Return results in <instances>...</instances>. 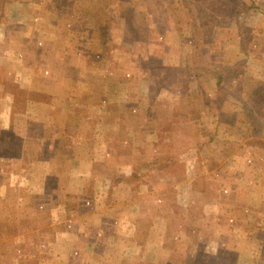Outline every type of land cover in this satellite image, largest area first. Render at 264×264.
Here are the masks:
<instances>
[{"label": "crops", "instance_id": "crops-1", "mask_svg": "<svg viewBox=\"0 0 264 264\" xmlns=\"http://www.w3.org/2000/svg\"><path fill=\"white\" fill-rule=\"evenodd\" d=\"M80 1L0 0V209L5 207L11 190L19 197L43 195L49 203L51 201L45 214L47 220L36 230L40 237L38 242L43 244L42 252L36 255L37 264H190L191 257L195 264V242L192 246L190 243L193 235L190 231L188 235L182 233L181 227H193L196 231V195L201 191L198 192L195 180L201 168L212 167L204 172L205 181L209 183L212 178L214 183L219 178L230 194L240 197L235 207L230 205L229 208L237 214V217L232 215L235 223L232 218L227 225H233L227 226L225 232L221 228L222 222L209 224L215 232L207 239L205 248L212 256L220 253V264H262L264 240L260 232L264 233V171L259 163L264 160L254 157L252 147L244 145L240 152L230 155L228 138L211 140L214 132L224 131V136H230L228 132L237 129L234 119H240L241 108H229L226 103L214 106L212 99L218 90L205 79H197L194 71L197 62L192 59H189L187 72L190 74L185 82H189L188 88L195 95L184 89V93L176 97L178 81L170 88L165 77L160 88L142 92L145 99V104L141 105L145 108L143 112L130 101L129 97L134 96L130 92H123L127 98L125 102L118 101V92L105 93L102 82L105 85L106 81L102 80L98 69H88L92 72L84 74L86 64L93 68L97 66L94 56L87 63L85 57L81 60L80 55L84 53H76L77 48H83L82 40L76 36L78 29L67 27L70 21H78L79 26ZM121 1L106 0L105 3L113 12L119 9ZM174 1L178 4L174 11V5L169 7L173 3L170 0H158L157 8L167 10L168 17L173 20L178 15L185 18L184 7L178 0ZM239 2L232 0L230 4ZM99 6L97 3L93 9ZM204 9L211 11L207 7ZM227 10L224 17L228 20L231 17L233 23L226 22L228 25L222 27V31L233 30L229 33L240 40L241 36L245 37V32L239 22L234 21L238 9L233 14H228ZM196 12L202 23L212 18L210 12L204 11V15ZM97 19L90 33L98 38V47L104 40L102 37H110L112 56L110 54L106 67L109 71L116 66L112 60L114 51H127L125 54L131 57L137 54L141 61H161L164 55L156 48L161 45L160 36L169 33L177 35L179 47L194 51L203 48L212 52L223 50L226 58L224 51L229 42L218 31L214 39L200 40L185 23L169 21V25L164 24L159 29L142 28L136 37L128 40L123 37V21L118 15L110 16L108 25L100 24L99 17ZM101 25L106 26L101 28ZM215 25L210 29L211 34ZM114 31L119 36L116 39ZM79 32L83 34V30ZM251 33H256V29ZM258 34L251 46L260 41ZM185 36L189 38L188 42ZM239 40L237 45L241 43ZM259 45L264 46V43ZM240 52L237 48L236 55L219 65H234ZM212 55H206L205 60L214 64L213 57L207 60ZM121 59L123 57L119 61ZM127 59L130 62L131 58H124ZM258 60L255 57L253 64ZM114 79L109 77L107 80L109 90L113 88L111 80ZM191 84L195 85L194 90ZM225 86L230 88L228 84ZM166 95L174 99L196 98L203 108L198 113L216 115L217 119L204 121V124L190 123L194 135L188 146L178 140L180 125L173 123L170 130L174 133L167 138L168 120L160 121L159 117L157 126L149 127L140 121L135 129L143 138L135 140L131 120L126 123L121 119L123 115H133L128 112V105H134L135 112L142 111L141 114L149 118L150 105L156 100L154 104L158 106L157 102L166 99ZM120 130L128 134L121 135ZM198 131L203 133L197 135ZM170 140L172 151L177 154L182 147H204L215 149V156L201 161L200 169L197 168V157L177 158L183 165V173L179 175L159 170L158 166L148 171L147 167L163 159L158 157L165 155L164 148ZM15 160L21 163V169L16 168ZM144 164L146 167L138 168ZM13 179L17 184L11 183ZM241 200L246 205L238 204ZM255 204L259 207L253 206ZM204 208L205 213H210L211 209L216 212L219 206L212 208L206 204ZM256 226H260L256 233L243 230ZM186 243L187 250L182 251V256H176L174 249L179 252ZM231 253H234V260L230 263Z\"/></svg>", "mask_w": 264, "mask_h": 264}, {"label": "rangeland", "instance_id": "rangeland-1", "mask_svg": "<svg viewBox=\"0 0 264 264\" xmlns=\"http://www.w3.org/2000/svg\"><path fill=\"white\" fill-rule=\"evenodd\" d=\"M261 5H264V0H259ZM125 1H121V3H124ZM232 2V0H228V5ZM114 3V2H113ZM112 3V4H113ZM121 3H119V5H121ZM83 4H89L90 8L96 7V0L93 3L92 0H90L89 2L87 1H80V6ZM118 4V2H117ZM237 4V5H236ZM236 4H230L229 6H227V4L225 5V7L228 9H226L224 7L223 9V13L227 10L228 14H233L234 10L238 9L237 12V16L240 13V7H241V2L236 3ZM221 5V3H220ZM70 5L68 4V9H71V7H69ZM79 6V7H80ZM264 7V6H263ZM120 8V6H119ZM178 8V7H177ZM176 8V9H177ZM181 9V8H180ZM94 9L90 10L88 13H86L84 15V18L81 19L80 24H79V28L78 30L75 29L76 28V24L72 23L70 25L69 28H71V26H73L74 30H77V37H79V40H82V45L83 48L78 50H76V53L78 51L79 54L81 53H85V61L87 63V60L89 62V60L92 58V56H94L97 66L94 68L90 65L88 66V64L85 65V75H87V71H89L88 69H98L97 71H99L102 80L106 81L105 85L102 82V90L105 93H108L109 91H114V92H118L117 94V98L119 102H125L127 100V98L124 97V93L123 90L124 88H122V90L117 88L118 82L116 81V77L118 76H129L130 72H134V70L136 69L135 66H139V59L140 57L135 54L134 56L131 57V55L129 54H125L128 53L126 52H122V51H114L112 60L116 62V66L115 67H111L110 71L108 69H106L107 65H108V61L111 58L110 54L112 56L111 53V49L109 48V50H107L106 55L102 56L101 55V50L98 47V38H94L92 36V34L90 33V30H93V22L98 20V16L94 15L93 12ZM110 8H107V11H109V15L114 18L115 15L117 17L118 12L116 10H114L113 12L110 11ZM181 11L183 12V9H181ZM199 13L203 14V12L206 10L204 8L198 9ZM210 12V16H212V18H209V21L211 23H219L220 21L223 20V16H221L220 14H213V12H215L214 10L208 11ZM206 12V13H207ZM257 15L255 17H251L248 19H244L243 22H245L244 25V32H245V37L241 36L240 40L238 37H236L234 34H231L233 30L228 31V30H224L222 31V28L220 29V31H218V34L221 33V36H226L224 37L226 41L229 42L227 49L224 51L226 54V58L223 57V50L219 51V50H215V51H209V50H205V48L201 49V50H188L187 48H183V47H179L178 45V40H177V35H161L160 36V40L159 43H161L159 48H156L158 51H161V53L164 55V59L161 60V62L163 61L164 64H162L163 68L165 67L166 69V77H167V86H169L170 88H172L171 86H174V81H178V86H177V93L175 94V96H179L181 94L184 93V89L190 90L188 88L189 82H185V80H187L188 74H190V72H187L189 70L188 64L190 63L189 59L195 60L197 63H202L204 64L205 62V56H209L210 54L213 53L212 56L207 57V60H211V57L214 58L213 62L214 64L219 65L220 63L224 62L227 59H230L233 57V54L236 55V50L237 48L240 49V53L239 54V58L237 59V63H240L243 59H244V53L245 50H247L249 52L248 56L246 57V60L244 61V63L241 65L242 68V72L243 73H247V74H255V70L259 67V65H263L264 63V55H259L257 56V54H264V46L263 45H259L260 43H264V12L259 11L258 13H256ZM204 15V14H203ZM214 15H216V17H214ZM230 19H232L231 17H229ZM239 20V25H242V21ZM202 21V20H201ZM208 21V22H209ZM235 21V18H234ZM173 23V22H170ZM233 21L231 23H229V25H232ZM74 24V25H73ZM108 25V24H107ZM226 26L228 24H225ZM106 25H101V28H104ZM252 26L254 28H252ZM225 27V26H223ZM231 27V26H230ZM252 28V29H251ZM83 30V34H81L79 31ZM95 29V28H94ZM147 29V28H146ZM252 32L253 29H256V33H251L249 30ZM231 32V33H229ZM260 33V34H258ZM257 34L259 35V39L260 41L256 42L254 44V46H251L250 44L254 43L255 40H253L254 38L257 39ZM113 36L114 39L118 38V34L116 33V31L113 32ZM166 37V38H165ZM110 40V37H108ZM104 39V37H102V40ZM185 41L188 42L189 38L187 36H185ZM237 40H239L241 43L239 45H237ZM78 41V40H77ZM113 42V41H112ZM109 43V42H108ZM248 47H247V46ZM99 50V51H98ZM80 51V52H79ZM75 53V52H74ZM73 53V54H74ZM101 57L102 59H98V57ZM261 56V57H260ZM123 57V59H121V61H119V59ZM255 57H257L259 60L258 62H256L255 64H253V60L255 59ZM124 58H131L130 62L129 59L124 60ZM141 61V60H140ZM149 61V60H147ZM129 62V63H128ZM176 65H175V64ZM232 64V63H231ZM185 65V66H184ZM168 66V67H166ZM175 66V67H174ZM180 66V67H178ZM228 66V65H226ZM254 66V67H253ZM157 66H153L152 68H156ZM161 67V66H160ZM186 67V68H185ZM139 68V67H138ZM151 68V69H152ZM106 69V70H105ZM92 72V71H89ZM246 74V75H247ZM97 75V72H96ZM116 76V77H115ZM109 77H112L114 80H111V83L113 84V88L111 87V89L109 90V84H107V80ZM232 82V81H231ZM107 84V85H106ZM186 85V86H185ZM229 85L232 86L229 82ZM106 88H105V87ZM194 86V87H193ZM191 87L195 88L194 84H191ZM234 87L232 86V89ZM231 89V88H230ZM229 89V90H230ZM226 87H222L221 90L219 89L218 91H216V93L214 94V97L211 101L214 104V106L216 104L219 105H224L225 103L228 104L229 108H241L240 114L238 115L240 117V119L237 117H235L234 119V123H236L238 125L237 129L234 132H228V134L230 136H224V134H222L224 131L222 132H214L211 140L214 139H218V140H223L227 139L228 140V146H229V154L230 155H234V153L236 151L240 152L239 149L243 148L244 145L247 147H252L253 150V155L255 158H262V160H264V116H261L260 114L256 113L255 116H253L254 120L252 123V119L249 118V116H247L246 114H244V106H242L241 103H239V101H237V99H235L233 96V98L230 97L231 94L230 92H226ZM120 92V93H119ZM188 92V91H187ZM193 91H189L188 93H191ZM233 93V91H231ZM153 94V93H152ZM152 94H150L151 97ZM193 95H195V93H192ZM228 95V97L226 96ZM170 95H166L165 98L166 99H161L162 101L157 102L159 103V105H155V101L154 100L150 107H149V118L145 117L144 115H137V118L139 120H136V122H132V125L134 127V132L132 133L133 137L135 140H141L143 137L141 135V133H139L135 128L136 125L137 127L139 126L140 121H144L143 123H147L149 127L153 126H157V117H159L160 121H162L163 119L168 120V127L169 130L168 132L165 133L167 138H171V136L173 135L174 131H171L170 129H172V125L173 123L175 125H180V131H178L177 133L179 134V141L180 143L184 144L185 146H188L187 144H190L191 142H193V133L194 131H192V128L189 127L190 123L192 122H196V123H200V124H204V121L206 122H212L215 121L217 118L216 115H200L198 112L202 111L203 108H201L198 99L193 98L192 99H188V102L185 98L184 99H180V98H173V97H168ZM114 98V97H113ZM152 102V101H150ZM120 106V105H119ZM128 112H132L133 114H137V112H135L136 107L133 106H129L127 107ZM125 108V110H127ZM184 110H186L185 112H183ZM134 111V112H133ZM190 111V112H189ZM188 112L189 114H184ZM155 114V115H154ZM156 117V119H154L153 117ZM126 118V120H125ZM145 120H144V119ZM122 121H125L126 123L129 122V120H131L130 116H124L121 117ZM220 119V115L218 116V121ZM165 120V122H167ZM159 121V123H160ZM164 122V124H165ZM124 125V124H123ZM240 127V128H239ZM196 133V132H195ZM199 133H203V132H197V135H199ZM202 137H204L202 135ZM197 139V138H195ZM203 138H201L202 140ZM198 140V139H197ZM214 141V140H213ZM231 141V142H230ZM171 140L168 141V145L165 146L164 149H166V155L169 154L168 152L172 151L171 148ZM214 144H216L215 142H213ZM234 144V145H231ZM243 143V145L241 144ZM196 144L198 145V142L196 141ZM214 152L215 149H205L204 147L202 148H186V147H182V150H180V158H186L189 157L191 159H195L197 157L198 162H197V168L200 169V164L201 161H203L205 158L208 157H214ZM207 154V155H206ZM165 155V158H167V156ZM191 156V157H190ZM200 156H202L203 158H200ZM195 157V158H193ZM219 157V156H218ZM163 158V159H165ZM162 159V160H163ZM188 159V158H187ZM161 160V159H160ZM158 163L154 162V164L156 163L157 165L163 164V166L167 167L169 165H164L165 162L164 161H160ZM15 166L16 168H20L21 169V163L18 160H15ZM202 166H204V162H202ZM153 166H149L147 167V170L151 171V170H155V167L157 166L156 164ZM224 164V163H223ZM207 166L209 164H206ZM260 167L263 168L264 171V161H261V163H259ZM258 166V165H257ZM141 167H146V164H144L143 166H138V168ZM203 169L201 168L200 170H202L196 177L195 183L198 189V192L201 191V193H198L197 196V200H196V220H197V225L195 227L196 231L193 230L192 228H189L188 226H182L181 227V231L182 233H185L186 235H188V232H191V235H193V237L191 236L190 239V243L192 246V243L195 242V252H196V259H195V264H220V253L218 252L216 255L217 256H212L211 253H209V250L206 249V245L208 242L207 239L211 238V236L213 235V233L215 232L214 227H210L209 224H220V222H222V227L223 228V232H225L226 230H228L227 226L231 227L233 225H227L228 223H230V220L233 218V222L235 223L234 220V216L237 217V214L235 212H233L232 210H230V205L234 206L236 203L238 202L236 201L238 199L237 195H233L230 194V191L227 187L223 186L220 179L218 178L217 181L213 182V179L211 178L209 183L207 181H205L204 179V172L209 171L210 169ZM20 169L18 170V172H21ZM17 169H15L16 171ZM169 171V170H167ZM171 171V169H170ZM173 173H175L176 175L182 174L183 173V165L181 163H177L176 165H174L173 167ZM16 179H18L16 176L14 177ZM16 179L11 180V183L17 184V182L15 181ZM22 179V178H21ZM19 180V179H18ZM235 183V180H231ZM21 183V182H20ZM224 183L226 184V181H224ZM21 186H24V183H21ZM230 186V184H229ZM226 188L228 190V193L226 191ZM261 190V187H260ZM15 192V193H14ZM45 198V197H43ZM151 198V197H150ZM233 199V200H232ZM41 200V202H39ZM47 200V199H46ZM239 200V199H238ZM245 200V199H244ZM247 202V201H246ZM242 203L243 205H246L244 203V201L241 200V202H239L238 204ZM211 205L212 208L219 206L218 210L216 212L213 211V209H211V214L210 213H205V205ZM249 204V203H248ZM254 204V203H253ZM250 206H252V204H249ZM30 206H31V210H30ZM255 207H259V205L255 204L253 205ZM38 208L36 210H34V208ZM50 205L46 204V202L41 198V196H30V195H21L20 197L16 195V191L11 190L10 194L7 196L6 202H5V207H2L0 209V264H37V262H39V259L36 257V255H38L40 252H42L43 250V244H40V242H38L39 237V232H37L36 230L42 225L44 224V221L47 220V218L45 217V214L47 213L46 211H49ZM235 207V206H234ZM237 207V205H236ZM203 209V210H202ZM264 210V209H262ZM43 213V214H42ZM234 215V216H232ZM225 222V223H224ZM38 224V225H37ZM260 226H256L254 228L249 227V228H243V230H253V233L257 232V229ZM180 229V228H179ZM239 229V228H237ZM264 231V228H262ZM239 231V230H238ZM196 232V235L195 233ZM263 235V240H264V233L260 232ZM228 234V233H227ZM259 234V233H258ZM230 234H228L229 237ZM181 236H184L183 234ZM264 243V241H263ZM262 243V244H263ZM176 245V244H174ZM173 245V247H174ZM184 247V248H183ZM188 248V243L185 244V246H181L180 247V251L177 252V248L174 249L175 253L177 254L176 256H182V251L183 250H187ZM173 249V248H172ZM207 251V253H205ZM261 251L263 253V258H264V244H263V249L261 248ZM209 253V254H208ZM234 253H231V256H229V261L231 263V261L234 260ZM192 258V257H191ZM190 258V264H193V259ZM178 261H180V257L177 258ZM262 264H264V260L262 261Z\"/></svg>", "mask_w": 264, "mask_h": 264}, {"label": "trees", "instance_id": "trees-1", "mask_svg": "<svg viewBox=\"0 0 264 264\" xmlns=\"http://www.w3.org/2000/svg\"><path fill=\"white\" fill-rule=\"evenodd\" d=\"M83 1V0H82ZM89 2L90 0H85ZM171 5L169 7L174 8L172 11L176 10L178 4L177 1L170 0ZM180 5H182L185 9L186 17L183 18L181 15L178 17L169 18L168 14L164 11L158 10L157 2L158 0H126L124 3H121L120 8L116 10L118 12V16L123 21V37L128 40H132L136 37L138 31L142 28H148L153 26L156 29L161 28L164 24L169 25L170 22H179L185 23L187 27H191L196 32V37L200 40H212L216 37V32L219 31L220 28L225 26V23H231L230 19H226L224 17L223 9L226 4H228V0H178ZM106 0H96L97 3L100 5L99 8L94 9V15L99 17L100 24L109 23L110 15L109 11H107L108 6H106ZM241 2V9L239 15L235 18V22L238 24L239 20L248 19L251 17H255L259 11L264 12V5L260 4L259 0H240ZM221 3V5H220ZM210 8L214 10L213 14H220L223 16V20L219 23H216L214 28V33H210V29L214 26V23L205 22L202 23L201 18L199 17L196 11L201 8ZM93 8H90L89 4H83L79 8V15L80 19L84 18V15L88 13ZM216 17V15H214ZM241 20V21H242ZM242 21V30L244 29L245 22ZM72 23L76 24V28L78 29V21H70L67 27H70ZM73 28V26H71ZM70 28V29H71ZM252 28H254L252 26ZM160 39V38H159ZM108 37H105L102 43H100V50L101 55L105 56L107 50H109L110 45L108 43ZM249 52L245 50L244 59L240 63H235L234 65H214L211 64L209 61L202 63H197L195 68V75L197 79L203 78L207 83H210L215 87L217 90H221L222 87H226L225 85L230 84L234 87L229 85L231 88H226V92H230L233 96L239 101V103L244 106V114L249 116L252 119L253 123V116L256 113L264 116V63L263 65H259V67L255 70V74H247L246 72L243 73L241 65L246 60ZM135 55V54H134ZM133 55V56H134ZM262 54H257V56ZM81 56V60L84 59L85 53ZM86 58V57H85ZM98 59H102L100 56ZM162 62L160 60L152 59L149 61H140L139 59V66H135L134 72H130L129 76H118L116 77L118 85L117 88L122 90L123 92H130L133 97H129L130 101L137 104V107L145 111V108L141 106L145 104V99L143 95V91H154L155 89L160 88L162 85L164 78L166 77V69L163 68ZM153 66H157L156 68H152ZM161 66V67H160ZM139 67V68H138ZM152 68V69H151ZM247 74V75H246ZM232 81V82H231ZM230 89V90H229ZM233 91V93L231 92ZM187 101L188 99L185 98ZM190 102V101H188ZM142 111L137 112V114L130 115L131 122H136L139 120L137 115L141 114ZM137 127V125H136ZM121 135L128 134L127 131L120 130L118 131ZM119 135V134H118ZM169 154L158 157V158H165L163 161L165 162L164 165H169L167 167L163 166V164L157 165L159 170H164L168 173H173V167L177 163V158L179 154L170 151ZM160 160V159H159ZM156 169V167H155ZM171 169V171H170ZM169 170V171H167ZM45 197V198H43ZM46 204L50 205L48 200H46L47 196L41 197ZM41 202V200L39 201Z\"/></svg>", "mask_w": 264, "mask_h": 264}]
</instances>
